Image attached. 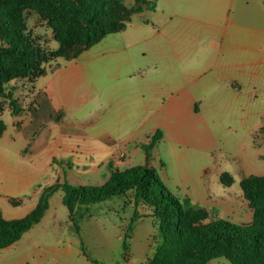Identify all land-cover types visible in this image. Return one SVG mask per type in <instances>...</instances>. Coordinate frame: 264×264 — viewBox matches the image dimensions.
<instances>
[{
    "label": "crops",
    "instance_id": "0c3cea01",
    "mask_svg": "<svg viewBox=\"0 0 264 264\" xmlns=\"http://www.w3.org/2000/svg\"><path fill=\"white\" fill-rule=\"evenodd\" d=\"M161 1L157 0L154 10L139 13L146 18L132 15L125 30L105 35L77 58L50 63L34 87L36 95L40 91L46 96L48 116L52 113L57 119H49L40 109L33 113L35 125L45 129L44 137L33 146H48L52 138L47 149L53 161L58 154L63 158L85 155L86 160H93L98 157V141L105 159L125 158L119 145H113L115 139L120 146L128 143L135 151L141 148L142 165L155 170L158 165L167 189L169 179H174L176 191H182L180 199L188 197L194 207L208 211L213 220L214 205L230 209L238 199L248 207L242 190H235L231 196L234 175L230 162L242 160L233 154L227 157L217 148L233 133L254 145V136L263 127L255 121L262 118L264 109V0H218L225 9L222 24L203 17L199 0H170L169 7L160 9ZM27 26L43 43L47 38L54 40L52 32L46 38L35 33L38 26L34 23ZM103 56L112 57L111 76L102 81L98 74L94 80L85 74L81 62H97ZM157 130L162 137L149 150V155H157L155 162L143 145ZM34 155L37 159L38 154ZM36 159L29 160L34 163ZM8 162V157L0 154V194L4 191L17 205L29 193L33 204L46 168L37 170L39 165L32 164L27 176H10ZM191 164H198L195 174ZM97 168L94 165L91 171ZM224 174L231 178L229 184L221 181ZM12 178L18 188L11 187ZM56 192L63 205L62 193L56 190L40 220L16 242L0 249V264H91L81 251L79 236L67 233L71 224L67 208L63 205L68 220L51 205ZM122 199V206H131L133 213V205ZM249 214L252 219L251 210ZM90 217L91 213L84 219ZM123 240L122 234L114 241L111 236H100V247L112 248L118 254ZM85 251L92 259L110 263L104 255L94 258ZM128 256L129 251L127 260Z\"/></svg>",
    "mask_w": 264,
    "mask_h": 264
},
{
    "label": "trees",
    "instance_id": "16d2710c",
    "mask_svg": "<svg viewBox=\"0 0 264 264\" xmlns=\"http://www.w3.org/2000/svg\"><path fill=\"white\" fill-rule=\"evenodd\" d=\"M157 0H133L127 7L124 0H0V94L3 84L17 76L38 78L45 69L42 64L58 57L77 58L85 49L105 35L125 30L132 15L154 10ZM27 11L43 16L45 25L58 43V51L50 52L37 43L27 26ZM81 45L73 56L65 51L69 46ZM35 79V80H36ZM46 96L38 92L31 113L37 110L47 114ZM47 102V100H46ZM18 107L13 104V112ZM49 119L56 120L52 113ZM5 125L0 120V137ZM155 131L143 145L148 154L161 139ZM224 184L231 178L224 174ZM244 199L252 212L251 222L234 224L225 219L208 220L209 213L194 207L189 198L179 199L172 194L156 171L147 165L123 171L111 170L100 186L71 185L66 182L43 190L36 207L19 219H4L0 212V249L16 242L36 224L48 207L53 192L60 190L62 203L67 208L75 233L79 236L81 251L91 264H103L90 258L80 238L79 221L90 215V206L115 196L126 197L133 207L132 224L143 217L140 206L150 211L157 223L160 243L144 264H207L216 258H225L231 264H264V175H251L240 181ZM129 234L124 236V260L129 251Z\"/></svg>",
    "mask_w": 264,
    "mask_h": 264
},
{
    "label": "rangeland",
    "instance_id": "374dc122",
    "mask_svg": "<svg viewBox=\"0 0 264 264\" xmlns=\"http://www.w3.org/2000/svg\"><path fill=\"white\" fill-rule=\"evenodd\" d=\"M169 1L170 0H162L158 7L160 9L169 7ZM199 1L201 3V14H205L203 17L207 20H214L213 22L215 23H219L220 21L219 24H222L221 18L223 13H225L222 3L218 0ZM124 4L127 7H131L133 5V0H124ZM26 13L27 24L30 27H32L33 23L38 26L35 28L36 34L43 37L50 36L51 31L44 24L45 19L43 16L37 15L33 11H27ZM139 16L146 18L144 14L139 13L135 14L133 17ZM200 25L202 27L203 24L199 23V26ZM31 37L37 43L41 44L45 50L50 52L58 51V43L55 40L46 37L48 42L43 43V39L37 35L31 33ZM47 39H45V41ZM79 48H81V45L69 46V48L63 52L71 57ZM93 48H90L89 53L93 52ZM84 57L86 56H83V58ZM109 58L112 57L103 56L98 59L97 62H93L92 60L81 62L85 69V74L94 80H96L98 74L102 77V81H104L105 78H109L112 69L111 59ZM66 61H68L67 58L58 57L53 62L47 61L43 63L42 67L46 70L50 63L55 64L54 62H57L62 64L66 63ZM35 79L36 78L30 76L14 77L3 84L4 91L2 95L0 94V120H2L5 125L4 131L0 137V154H4L8 157V163L11 165L8 174L14 176L16 173V175L27 176L28 171L33 169L32 164L36 167L39 165L37 170L44 168L47 170L43 178L40 179L42 187L40 191L38 190L39 193L35 194V197L33 196L34 205L30 202V199L32 198L29 193H26V195L22 197L19 204L14 205L13 202H10L6 193L1 191L3 193L0 194V212L6 219H19L26 216L31 206H35V202L39 198L42 189L46 186L53 185L56 182H66L71 185L100 186L106 182L111 170L117 169L123 171L142 165L144 162V155L141 148H138L135 151L128 143L120 146V142L117 139L114 140L113 145H119V151L126 154L124 159L117 158V156L105 159L99 141L98 157L95 156L93 160H90L89 158L86 160V157H84L85 155H77L73 156V158H63V155L58 154V159L53 161L51 156L48 155L49 153L47 149L50 147L52 138H50L48 146H39L37 149H34V142H36L37 139L43 138L45 135V129L38 127L39 125H35L36 119H34L33 114L31 113L32 103H34L33 97L37 92V89L34 87ZM13 104L18 107L17 112H13ZM262 112V118H257V122L255 121V125L256 123H261V126L263 127L260 128L259 133L254 136V145L251 140L245 139L241 134L233 133V137H230L228 140L223 139L222 144L217 148L218 151L221 150L227 157L233 154L234 156L237 155V157L242 160V162H235L234 160L230 162V171L231 174L234 175V182L231 187L232 197L235 190L241 191L239 186L241 176L245 174L264 175V109ZM40 135L41 137L38 138ZM50 149L52 150V148ZM34 154H38L37 159ZM147 155L157 162L158 157L155 152L150 153V155L148 152ZM77 157L79 159H76ZM29 159L36 160L34 163H31ZM208 161L210 163L211 158ZM94 165H97L98 168L92 172L91 168ZM157 166L158 165H156V170H154L159 176V169ZM196 167H198V164H191L193 174L197 172ZM169 180V188L171 191L168 190L180 199V197L183 196L182 191H179L180 193H178L174 186V179L170 178ZM11 182L13 184H11ZM11 182L10 184L12 188L15 189L19 187V185H15L13 178L11 179ZM12 198L16 199L15 197ZM123 198L127 201L126 197ZM120 199H122V196H115L102 202L92 204L89 208L91 217L79 221L80 236L91 257L98 256V258H100L101 255H104L107 257L108 262H110L109 264H142L147 257L153 253L161 241L157 223L150 216L149 209L140 206L138 210L143 217L130 224L132 207L129 206V208H127L122 206L123 204ZM127 203L131 205L129 201H127ZM51 205L56 206L55 208L59 216L68 220L66 210L61 204L59 192L53 194ZM212 210L213 211L211 212L215 213V215L211 216L213 220L225 219L234 224H247L251 222L249 208L242 204L238 199H235V203L230 209L221 208L217 204L216 206L214 205V209ZM209 220L210 218H208L207 221ZM67 233L72 235L75 234L72 223L70 224ZM118 234H122L123 236L129 234L131 237V239L127 240L129 243L128 260H124L123 251L121 252L120 248L119 253L116 254L112 248L100 247V236H111L112 241H114ZM207 264L231 263L227 259L221 257L210 260Z\"/></svg>",
    "mask_w": 264,
    "mask_h": 264
},
{
    "label": "built area",
    "instance_id": "2783aa9c",
    "mask_svg": "<svg viewBox=\"0 0 264 264\" xmlns=\"http://www.w3.org/2000/svg\"><path fill=\"white\" fill-rule=\"evenodd\" d=\"M16 120H18V119H16Z\"/></svg>",
    "mask_w": 264,
    "mask_h": 264
}]
</instances>
